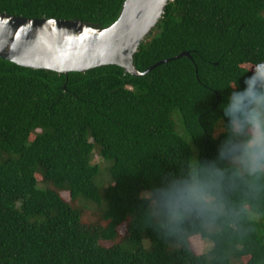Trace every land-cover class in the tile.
I'll return each instance as SVG.
<instances>
[{"label": "trees", "instance_id": "16d2710c", "mask_svg": "<svg viewBox=\"0 0 264 264\" xmlns=\"http://www.w3.org/2000/svg\"><path fill=\"white\" fill-rule=\"evenodd\" d=\"M124 1L0 0V14L106 29ZM182 52L191 59L142 77L0 59V264H264V217L243 238L194 234L208 246L200 255L134 226L162 173L196 150L215 156L232 85L264 67V0H168L133 65L141 73Z\"/></svg>", "mask_w": 264, "mask_h": 264}, {"label": "clouds", "instance_id": "9594fccd", "mask_svg": "<svg viewBox=\"0 0 264 264\" xmlns=\"http://www.w3.org/2000/svg\"><path fill=\"white\" fill-rule=\"evenodd\" d=\"M221 111L215 156L196 150L140 194L134 226L176 250L191 252L194 234L243 238L264 217V70L233 84Z\"/></svg>", "mask_w": 264, "mask_h": 264}, {"label": "water", "instance_id": "95a60500", "mask_svg": "<svg viewBox=\"0 0 264 264\" xmlns=\"http://www.w3.org/2000/svg\"><path fill=\"white\" fill-rule=\"evenodd\" d=\"M168 0H125L121 13L106 29L79 21L26 19L0 14V59L31 70L67 76L116 66L133 77H142L157 65L179 58L182 52L143 72L133 65V56L161 19Z\"/></svg>", "mask_w": 264, "mask_h": 264}, {"label": "rangeland", "instance_id": "374dc122", "mask_svg": "<svg viewBox=\"0 0 264 264\" xmlns=\"http://www.w3.org/2000/svg\"><path fill=\"white\" fill-rule=\"evenodd\" d=\"M262 70H264V67H263ZM97 152H98V150H97V149H94L93 154H95V155H94V157H93V162H94L95 164H98V165L102 166L103 163L101 162V160H100L99 157L97 156ZM101 170H102V168H101ZM61 197H62V199H63L65 202H68V201H69V198H68L67 194L62 193V194H61ZM119 232H120V233L123 232V227H121V228L119 229ZM192 243H193V245H194V247H193V251H194L197 255H200V254L204 253V252L207 250V248H208L207 244H206L205 242H203L199 237H194V238L192 239Z\"/></svg>", "mask_w": 264, "mask_h": 264}]
</instances>
